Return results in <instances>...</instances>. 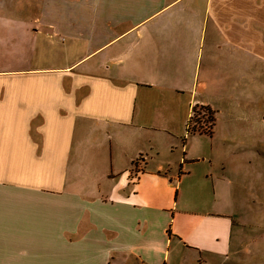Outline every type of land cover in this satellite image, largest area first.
Here are the masks:
<instances>
[{"label": "crops", "instance_id": "crops-1", "mask_svg": "<svg viewBox=\"0 0 264 264\" xmlns=\"http://www.w3.org/2000/svg\"><path fill=\"white\" fill-rule=\"evenodd\" d=\"M187 250L264 264V0H0V264Z\"/></svg>", "mask_w": 264, "mask_h": 264}, {"label": "trees", "instance_id": "trees-1", "mask_svg": "<svg viewBox=\"0 0 264 264\" xmlns=\"http://www.w3.org/2000/svg\"><path fill=\"white\" fill-rule=\"evenodd\" d=\"M215 122L214 113L207 108H194L186 130L187 136L195 133L210 134Z\"/></svg>", "mask_w": 264, "mask_h": 264}, {"label": "rangeland", "instance_id": "rangeland-1", "mask_svg": "<svg viewBox=\"0 0 264 264\" xmlns=\"http://www.w3.org/2000/svg\"><path fill=\"white\" fill-rule=\"evenodd\" d=\"M194 138H195V141H194L193 145L191 146L192 149H193V147H195V148H200L201 147V149H202L204 147V145H205V141H204L205 139H203V137H201V135H195ZM196 185H197V183L194 182L192 187L191 186L188 187L189 188L188 191L191 190L189 192L188 196H190L193 199L195 198V200L198 201L200 199V193L202 194L203 191L201 192V190L198 187H197V190H192L194 187H196ZM206 193L207 192H205V194ZM186 252H187V254H189V257H188L187 261L190 264H197L199 259H200L199 253L194 251V250H187ZM188 262H186V263H188Z\"/></svg>", "mask_w": 264, "mask_h": 264}, {"label": "built area", "instance_id": "built-area-1", "mask_svg": "<svg viewBox=\"0 0 264 264\" xmlns=\"http://www.w3.org/2000/svg\"><path fill=\"white\" fill-rule=\"evenodd\" d=\"M185 134L187 135V132H185Z\"/></svg>", "mask_w": 264, "mask_h": 264}]
</instances>
